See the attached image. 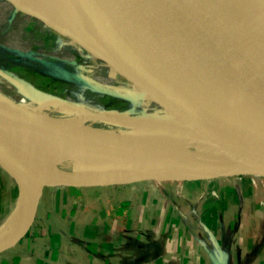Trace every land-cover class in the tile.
Here are the masks:
<instances>
[{"label": "bare ground", "instance_id": "1", "mask_svg": "<svg viewBox=\"0 0 264 264\" xmlns=\"http://www.w3.org/2000/svg\"><path fill=\"white\" fill-rule=\"evenodd\" d=\"M37 2L46 10L70 19L83 30L119 50L129 60L128 72L151 86L152 89H148L151 93L163 95L165 101L160 105L159 112L152 115L73 114L70 112L76 109L64 102L44 100L38 95L29 97L5 75V71L0 70V133L16 148L31 172L35 173L24 174L0 161V166L8 172L13 182L10 201L15 204L14 207L23 201L28 179L43 187L48 185L39 172L59 180L123 178L141 173L149 167H168L202 155L225 154L223 144L227 142L240 145L247 143L255 152H264L261 133L264 128V80L252 82L231 76L202 57L164 39V36L138 23L105 0ZM217 85L224 89L222 103L210 95ZM134 90L137 96L148 99L144 91L137 87ZM148 100L144 101L143 107L156 104ZM188 118L216 122L234 133L221 134L200 128L186 122ZM238 119L243 121L244 133L239 128ZM130 128L161 133L133 134L126 131ZM48 133L77 138L64 140ZM27 141L31 146L52 150L44 155V160L47 156L55 155L102 153L103 160L114 162L92 164L77 161L68 164L66 169L49 171L42 170V161L41 168L36 169L31 166L32 156ZM116 153L128 156L116 160L112 158V154ZM253 169L263 171L258 167ZM156 172L162 171H147ZM9 219L12 227L4 231L0 238L18 220L13 211Z\"/></svg>", "mask_w": 264, "mask_h": 264}, {"label": "crops", "instance_id": "2", "mask_svg": "<svg viewBox=\"0 0 264 264\" xmlns=\"http://www.w3.org/2000/svg\"><path fill=\"white\" fill-rule=\"evenodd\" d=\"M0 47L7 46L0 42ZM79 57L82 61H75L72 70L62 66V59H49L54 67H49L44 78L71 87H92L89 78L96 77L94 65L86 66L83 54ZM39 148L47 152L36 169L42 161V170L77 161L114 162L94 153L44 160L52 150ZM145 170L140 172L156 171L154 167ZM220 181L206 196L180 200L170 190H149L137 183L52 186L41 193L43 185L30 180L13 213L18 220L22 218L36 193L32 205L39 200L33 223L26 235L0 252V264H264V179L242 176Z\"/></svg>", "mask_w": 264, "mask_h": 264}, {"label": "water", "instance_id": "3", "mask_svg": "<svg viewBox=\"0 0 264 264\" xmlns=\"http://www.w3.org/2000/svg\"><path fill=\"white\" fill-rule=\"evenodd\" d=\"M138 23L164 36L178 47L196 54L223 69L233 77L249 81L264 80V0H105ZM20 12L29 15L49 29L67 38L82 50L116 70L122 77L144 91L158 107L165 101L159 92L130 74V63L112 45L77 26L70 19L52 13L33 0H10ZM211 97L222 103L224 89L218 85ZM225 107V106H224ZM229 111L228 107H225ZM188 123L221 134L234 131L223 125L199 118ZM244 133L243 121L238 119ZM264 140V128L261 131ZM227 156L243 160L241 164L206 170H172L156 173H134L123 178L95 180H59L39 172L47 186L90 187L132 184L142 181H197L220 177L259 176L264 179V152H255L249 145L227 142ZM0 161L24 174L35 175L19 152L0 133ZM258 167L263 171H256ZM32 175V174H31ZM39 200V199H38ZM38 200L34 202L24 225L0 245V252L13 246L33 223Z\"/></svg>", "mask_w": 264, "mask_h": 264}, {"label": "rangeland", "instance_id": "4", "mask_svg": "<svg viewBox=\"0 0 264 264\" xmlns=\"http://www.w3.org/2000/svg\"><path fill=\"white\" fill-rule=\"evenodd\" d=\"M33 1L36 2L37 5H40L37 0ZM0 42L4 43L7 46L0 47L1 49H3V51L0 52V63L5 65L3 66L0 64V70L5 71L6 76H12L13 78L10 79L14 81L16 85L20 86L21 90L24 91L29 97L31 95H38L44 100L52 99L57 103L64 102L70 107L76 109V111L70 112L73 114L77 112L76 114L105 113L118 114L122 116H143L158 113L160 110V107H158L156 104H151L148 107L144 106V108L143 105L146 101H149V97L147 99L137 96V92L134 90L136 89V86L133 83L129 82L116 70L101 62L99 59H96L95 57H92L94 61H90L89 59H87L88 57L83 51L79 49L77 45H75L67 38L59 35L55 31L49 29L47 26H45L35 18L20 12L10 2V0H0ZM12 51L19 53L20 55L14 56L15 53H13ZM9 54L10 56L14 57L7 56ZM82 54L83 61L85 62L83 64H85L86 66L88 64L90 66L91 64L94 65L93 68L90 67L96 73L95 78H89L90 82L92 81V87L90 86L88 88L86 85L81 87H71L70 83L63 84L59 81H53L44 78V75L49 71V67H54V64L51 63L49 59H62V66L68 68V70H72L71 68L75 67V61L78 63L82 61L79 57ZM7 58L11 59L12 61H7ZM86 66L84 68L88 69V67L86 68ZM126 131L133 134L139 132L161 133L158 131L136 128H130ZM48 134L64 140L77 138L53 133ZM27 148L29 152H31L32 156L31 166L37 168L41 156L45 152H47V149L31 146L29 141H27ZM94 154H99L100 156H102V153ZM112 155V158L116 160H123L128 156V154L122 153H116ZM242 162L243 160L232 156H227L226 154L214 156L202 155L201 157L195 159L182 161V163L179 164L168 167L159 166L154 167V169L156 171H190L195 170L194 166L198 165L206 166L208 169H212L241 164ZM56 168L66 169L67 167L59 166ZM2 170L3 168L0 166V237L2 236L4 231H7L12 227V222L9 218L12 214L13 209L15 208V204L10 201L12 192L11 186L13 184L11 176L3 173ZM235 177L242 176L220 177L197 181H142L137 182V184L140 186V188H147L149 190L150 188H152L155 191L157 188H163L165 190V193L170 190V194L172 193L174 197L180 200H188L187 198H192L195 194H197V196L200 195L199 198H201L202 196H206L205 193L209 192L213 185H216V182H219L220 180L227 181L230 180V178H234L235 180ZM29 182L30 180L28 179L26 184L28 185ZM49 187L52 186H44L41 190V193L44 189L46 190ZM146 192L151 193L148 190ZM34 195H36V193L33 194V197ZM32 200L29 203L23 217L13 224V228L9 230L3 238H0V245L15 232H17L27 221L31 212L30 206H32ZM263 200L264 199H262V201Z\"/></svg>", "mask_w": 264, "mask_h": 264}, {"label": "built area", "instance_id": "5", "mask_svg": "<svg viewBox=\"0 0 264 264\" xmlns=\"http://www.w3.org/2000/svg\"><path fill=\"white\" fill-rule=\"evenodd\" d=\"M253 180V179H252ZM213 194H214V192H213Z\"/></svg>", "mask_w": 264, "mask_h": 264}]
</instances>
